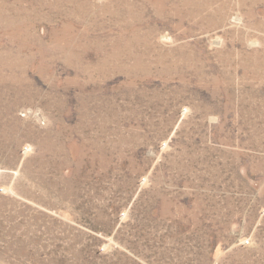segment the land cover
<instances>
[{"label":"rangeland","instance_id":"1","mask_svg":"<svg viewBox=\"0 0 264 264\" xmlns=\"http://www.w3.org/2000/svg\"><path fill=\"white\" fill-rule=\"evenodd\" d=\"M0 264H264V0H0Z\"/></svg>","mask_w":264,"mask_h":264}]
</instances>
